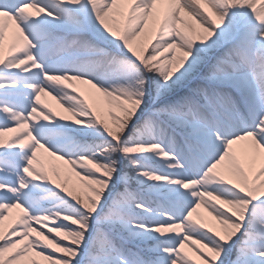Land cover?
Returning <instances> with one entry per match:
<instances>
[{"label":"snow or ice","instance_id":"6c2138e0","mask_svg":"<svg viewBox=\"0 0 264 264\" xmlns=\"http://www.w3.org/2000/svg\"><path fill=\"white\" fill-rule=\"evenodd\" d=\"M0 264H264V0H0Z\"/></svg>","mask_w":264,"mask_h":264},{"label":"rangeland","instance_id":"374dc122","mask_svg":"<svg viewBox=\"0 0 264 264\" xmlns=\"http://www.w3.org/2000/svg\"><path fill=\"white\" fill-rule=\"evenodd\" d=\"M83 87V86H81ZM46 102L49 103V105L58 113V114H62V115H67V113H64L63 112V109L60 107V105L55 101V100H52L50 97L49 98H46ZM6 136L7 135H10V134H5ZM198 213L202 214L204 216V218L208 221L211 222V217H208L207 216V213L205 212L204 208H200L198 209ZM195 215V214H194Z\"/></svg>","mask_w":264,"mask_h":264}]
</instances>
